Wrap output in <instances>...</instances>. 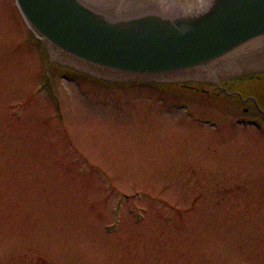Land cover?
<instances>
[{
  "label": "rangeland",
  "instance_id": "rangeland-1",
  "mask_svg": "<svg viewBox=\"0 0 264 264\" xmlns=\"http://www.w3.org/2000/svg\"><path fill=\"white\" fill-rule=\"evenodd\" d=\"M35 40L0 0V264H264V133L231 121L239 106L187 100L212 129L176 111L177 90L124 95L56 68L54 118Z\"/></svg>",
  "mask_w": 264,
  "mask_h": 264
},
{
  "label": "water",
  "instance_id": "water-1",
  "mask_svg": "<svg viewBox=\"0 0 264 264\" xmlns=\"http://www.w3.org/2000/svg\"><path fill=\"white\" fill-rule=\"evenodd\" d=\"M17 2L50 61L108 81L188 80L253 42L264 56V0Z\"/></svg>",
  "mask_w": 264,
  "mask_h": 264
}]
</instances>
